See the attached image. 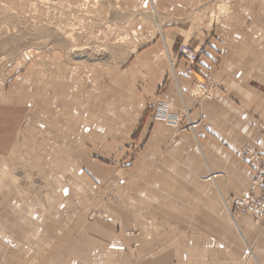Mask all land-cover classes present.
Returning <instances> with one entry per match:
<instances>
[{"label": "rangeland", "instance_id": "obj_1", "mask_svg": "<svg viewBox=\"0 0 264 264\" xmlns=\"http://www.w3.org/2000/svg\"><path fill=\"white\" fill-rule=\"evenodd\" d=\"M263 11L264 0H0V264L8 260V227L22 225L31 211H89L102 255L104 225L114 216L116 235L138 262H149L172 231L178 239L185 223L188 237L205 248L200 227L210 232L214 221L196 217L210 211L211 192H201L189 173L163 171L166 159L153 171L152 156L141 155L153 122L178 131L199 123L185 110L172 113L153 87L164 72L172 77L176 57L196 64L197 45L213 38L224 18L250 20ZM263 32L253 29L252 37L264 46ZM193 82L201 98L215 85L211 77ZM252 169L256 192L219 200L233 227L244 215L262 221L232 215L241 198L261 193ZM209 174L213 182L217 173ZM77 191L94 195L95 204H79ZM173 213L195 219L174 220ZM111 253L114 264L121 252ZM176 254V264H197L184 261L180 245Z\"/></svg>", "mask_w": 264, "mask_h": 264}, {"label": "crops", "instance_id": "obj_2", "mask_svg": "<svg viewBox=\"0 0 264 264\" xmlns=\"http://www.w3.org/2000/svg\"><path fill=\"white\" fill-rule=\"evenodd\" d=\"M259 28L264 31V11L250 20L224 18L214 27L217 34L197 45L201 54L196 64L188 65L176 57L172 77L164 72L158 88L153 87L161 92L172 113L185 110L191 122L199 123L194 131H178L173 125L153 122L141 155L152 156L153 171H159L161 161L166 159L168 168L163 171L189 173L191 181L198 180L201 192H211L213 200L207 207L210 211L199 212L196 217L214 221L210 232L201 224L200 233L207 236L205 248L197 247L195 239L188 237L185 223L178 239L176 231H172L146 257L149 262H138L129 258L127 246L116 235L117 224L113 221L118 218L114 216L104 225L108 248L102 245L101 249H106L102 255L97 251L99 225L90 222L89 211H31L24 213L22 225L7 229V264H113V251L121 252L114 264H176L177 245L184 250V261L189 256L197 264H264V220L256 222L251 215H244L233 227L219 201L257 191L254 170L242 150L250 145L264 151V134L258 128L264 122V46L252 37L253 29ZM195 75L200 80L211 77L215 84L202 98L195 93ZM187 122L182 120V125ZM209 173H217L213 182L207 179ZM75 193L79 204H95L94 195L90 198L86 193ZM173 217H183L185 222L195 219L189 213H173ZM247 250L253 253L250 260H246Z\"/></svg>", "mask_w": 264, "mask_h": 264}, {"label": "built area", "instance_id": "obj_3", "mask_svg": "<svg viewBox=\"0 0 264 264\" xmlns=\"http://www.w3.org/2000/svg\"><path fill=\"white\" fill-rule=\"evenodd\" d=\"M182 54L192 62L197 58V55L192 51L188 52V50H184ZM199 89L207 90L208 87L204 83H201ZM260 128L264 133V123L260 124ZM243 156L247 163L257 171V186L261 188V193L241 198L235 205L232 215L250 213L257 221H260L264 219V151H260L256 147L247 146L243 149Z\"/></svg>", "mask_w": 264, "mask_h": 264}]
</instances>
